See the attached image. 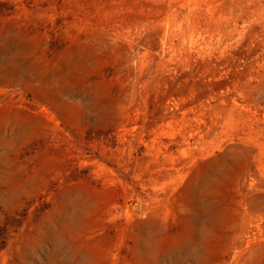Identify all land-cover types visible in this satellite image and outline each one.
<instances>
[{"label": "rangeland", "instance_id": "obj_1", "mask_svg": "<svg viewBox=\"0 0 264 264\" xmlns=\"http://www.w3.org/2000/svg\"><path fill=\"white\" fill-rule=\"evenodd\" d=\"M0 264H264V0H0Z\"/></svg>", "mask_w": 264, "mask_h": 264}]
</instances>
